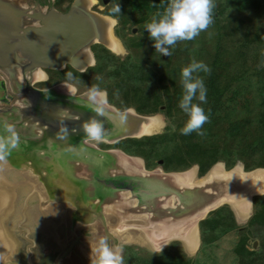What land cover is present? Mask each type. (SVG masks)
Returning a JSON list of instances; mask_svg holds the SVG:
<instances>
[{"label":"water","instance_id":"1","mask_svg":"<svg viewBox=\"0 0 264 264\" xmlns=\"http://www.w3.org/2000/svg\"><path fill=\"white\" fill-rule=\"evenodd\" d=\"M94 3L72 0L64 14L47 16L42 27L23 29L19 23L28 16L26 10L10 0H0V81L7 80L11 90L23 97V110L9 112L23 114L12 126L16 136L22 139L20 128L30 136L10 150L20 148L15 150L17 157L0 161L9 169L35 176L48 201L69 209L72 229L91 222L100 226L117 253L121 252L119 242L107 229L110 220L111 230L144 232L149 247H143L153 252L178 242L190 254L200 244L199 223L210 212L227 206L237 223L251 217L253 198L264 195V167L246 171L236 162L226 169L217 161L201 176L197 165L169 172L158 167L147 169L139 156L119 148L101 149L96 144L113 145L155 135L163 125L159 115H141L131 108L119 110L107 103L103 91L106 114L101 115L89 101L88 90L76 94L66 82L35 88L33 84L39 80L34 74H42L41 68L58 70L69 65L83 71L94 64L91 45L111 50L110 40L118 44L112 33L115 20L90 10ZM16 50L28 62H16ZM119 112L126 115L122 125ZM92 120L102 125L105 139L100 142L89 139L84 131V125ZM6 124L0 121L1 134L3 127L8 128ZM79 216L84 222L76 219ZM3 235L0 231L4 248Z\"/></svg>","mask_w":264,"mask_h":264},{"label":"rangeland","instance_id":"2","mask_svg":"<svg viewBox=\"0 0 264 264\" xmlns=\"http://www.w3.org/2000/svg\"><path fill=\"white\" fill-rule=\"evenodd\" d=\"M119 1L109 0L104 5L101 0H95L90 10L96 11L98 8L100 10L99 13L110 16L107 13L111 12L112 7ZM69 2L71 0H58L56 5L63 8ZM121 14H123L122 17L126 22L122 25L119 23L117 17L112 16L117 21V24L115 21L116 25L113 27L112 33L114 35L116 33L119 40L121 39L120 41L125 48L124 53L118 55L109 51L114 58L111 56L104 60H98L97 58L101 56L98 57L97 55L94 64L85 73L69 76L68 71H63L61 73L62 77L53 75L52 81L48 82L45 86L52 84L56 79L59 80L60 77L64 78L77 92L88 90L95 84L101 91L105 92L107 103L119 110L131 108L141 115H159L163 121V125L160 131L155 134L157 135L163 132L166 125L170 123L171 118L175 120L181 117V110L177 106L182 93L180 69L192 60L203 61L208 66L209 71L207 73L197 72L194 73V76H200L203 81L210 76H214L216 80H214L213 86L222 94V99L224 97L227 99L225 106L216 119H207L199 130L185 135L186 140L190 144H198L196 147L198 148L197 155L202 156V152L208 153L215 145H222L223 129L231 124L240 127L242 132L250 133L249 137L246 138L257 134L260 124L257 118L261 110L258 105L261 91L258 89L261 83L254 73L257 74L264 70V19L258 11L247 10L237 13L220 4L216 12V19H211V23L206 29L202 30L191 40L177 41L175 46H166L169 47V55L161 54L155 49L153 39L150 38L147 30L144 28V24L153 16H157V14L133 13L127 5ZM119 19L121 20V17ZM205 86L208 92L209 86ZM233 93H238V95L230 100L229 98H231ZM157 95L161 97L163 104L158 102ZM167 95L170 96L169 101L166 100ZM159 109H163L168 115L165 116L164 113L158 111ZM194 133H197L198 138L193 139ZM118 143H115L114 146L122 150L123 147ZM169 143H171L170 140L167 141L166 146ZM98 144H100V147L109 146L101 143ZM125 146L130 151V149L137 145L132 146L130 143H125ZM123 151L125 150L123 149ZM164 151L165 153L168 152V146ZM125 152L128 153L127 151ZM218 152L225 153L224 148L220 146ZM228 153L226 152L224 156H228L230 160L231 157ZM178 154V151L172 150L170 155L160 159L156 148L148 157L141 158L146 164L147 169L158 167L165 172H169L176 171L175 168L179 165L177 161L180 158ZM254 158L255 155L248 159L252 161ZM158 161H162L161 164H158ZM218 161L225 166V162ZM236 162H241L243 165V162L240 160H236L234 164ZM198 171L199 166L197 165V173ZM263 196L261 197L262 202L264 201V199L262 200ZM248 220L237 223L234 218L235 224L238 227L247 226ZM23 226L26 230H29L27 232L18 229L11 231V235L16 243L14 248L16 252H14V259L9 260L6 264H52L53 258L57 254V246H54L52 244L53 241H49L47 238L49 235L48 229L37 220L23 224L21 229ZM213 226L214 222L211 220V217L204 221V228L209 229L208 235L210 236L214 235L210 230ZM97 227L101 229L100 226ZM85 228V226L75 227L74 231L79 235H89ZM109 231H112L117 239L119 238V251L124 253L127 251V247L134 249V251L130 250L127 252L129 259L124 258L125 264H146L147 262L142 257L151 258L164 250H167L169 254H175L179 250L185 255L186 259L190 260L189 264H238L237 258L234 255V248L239 240V236L235 231L222 233L217 241L212 242V244L206 247H202L199 227L200 244L190 254H186L178 242H171L164 250L156 253L145 249L140 244L126 243L122 239L120 240V233L115 232L116 230H111L110 227ZM248 231L251 234L246 247L249 250H255L259 256H262L260 251L263 248L264 228L253 226L252 231L248 228L244 234L248 233ZM61 233L63 232L60 231L58 237L61 236ZM217 235L218 231L215 233V236ZM100 238H102L101 234L97 238L98 240L94 239L93 236L89 240L96 243V241L99 242ZM68 240L69 238H67V243ZM97 246L98 243L96 247L94 245L95 248L92 247V250L95 251L94 249ZM137 256H141L140 259ZM68 262L70 263V260ZM1 263H5L4 258L1 259ZM60 264H63V261ZM83 264H85L84 261Z\"/></svg>","mask_w":264,"mask_h":264},{"label":"trees","instance_id":"3","mask_svg":"<svg viewBox=\"0 0 264 264\" xmlns=\"http://www.w3.org/2000/svg\"><path fill=\"white\" fill-rule=\"evenodd\" d=\"M213 7L211 10V17L212 19H216V12L220 4L223 6L231 9L234 12L242 13L247 10H255L258 11L261 17L264 19V0H212ZM167 4V0H120L118 2L119 5V13L108 12L110 16L117 17L119 23L123 25L124 18L121 14L122 10L126 8V5L133 13H154L159 14L163 11ZM121 17V20L119 19ZM100 55L97 58L98 60L108 59V57H113L107 50L104 48L100 49ZM100 62V61H99ZM98 62V63H99ZM257 77L258 81L261 83V86L258 90L261 91L259 95V116L257 121L260 123L257 134L253 135L250 138V133L242 132L240 127L227 126L223 129L222 135L223 144H218L213 147L210 152H202V156L197 155L196 148L198 144H190L189 141L186 140L185 135L181 134L179 129L183 126L187 116L184 112H181V117L176 118L173 120L170 119V123L166 125L163 132L157 135L142 137L139 139H124L118 144L123 147L125 151H127L131 155L140 156L142 158L148 157L150 153H153L157 148V155L160 156L159 158L162 159L171 154L172 150L178 151L179 160L177 163L179 164L176 167V171L184 170L190 167L192 164H197L199 166L198 175H203L209 167L218 160L225 162V167L228 169L233 166L236 160H240L243 162L244 170H251L256 167H264V70L258 72L257 74L254 73ZM215 77L210 76L209 78L205 79V85L209 86V91L206 93V103L202 105L204 108L205 113L209 118H217L222 108L226 104V97L222 99V94L213 86ZM103 89V88H101ZM179 95V94H178ZM238 93H233L231 95L230 100L234 99ZM170 96L167 95L166 100L169 101ZM157 100L160 104H163V100L159 95H157ZM244 102V98H243ZM161 113H164L165 116L168 115L163 109L158 110ZM168 117V116H167ZM180 120V121H178ZM173 125L175 126L173 128ZM252 133V132H251ZM198 138L197 133H194L193 139ZM213 140H217L211 138ZM229 139V140H227ZM170 140L168 146V152L165 153V148L167 149L166 143ZM233 140V141H231ZM125 143H130L132 146L137 145L128 150V147L125 146ZM157 143V145H156ZM195 143V142H194ZM223 147L224 152H218L219 148ZM164 148V149H163ZM191 149V151H190ZM226 152H229L231 159L229 160L228 156H224ZM165 153V154H164ZM194 153V155H192ZM221 153V154H220ZM163 155V156H162ZM255 155V158L251 161L248 158ZM251 162H249V161ZM262 196L254 197L253 198V214L249 218L247 222V226L245 227H238L235 224L234 217L232 212L229 210L227 206H222L215 211L210 212L206 218L199 223L200 227V235H201V245L202 247H206L207 245L212 244V242L217 241L222 233L235 231L238 233L239 240L234 248V255L237 258L238 264H263L264 263V242H262V250L260 253L262 256H259L255 250H249L246 247V243L250 240L251 232L244 234L246 229L250 228L252 231L253 226H260L264 228V201H261ZM264 199V196L262 200ZM217 216V217H212ZM211 217V220L214 222V226L210 228L211 232L214 233L213 236L208 235L209 229L204 228V221L207 218ZM225 220V223H224ZM218 231V235L215 236V233ZM261 246V247H262ZM127 252L133 250V248H126ZM138 257V256H137ZM141 256L138 258L140 259ZM125 259H129V254H127ZM157 258V261H156ZM161 258V259H159ZM260 260H259V259ZM142 259L147 262L146 264H189V259L185 258V255L180 252L179 250L175 254H169L167 250L162 251L161 253L152 256L151 258H144ZM126 263V262H125Z\"/></svg>","mask_w":264,"mask_h":264},{"label":"clouds","instance_id":"4","mask_svg":"<svg viewBox=\"0 0 264 264\" xmlns=\"http://www.w3.org/2000/svg\"><path fill=\"white\" fill-rule=\"evenodd\" d=\"M73 6L75 7V4ZM212 7V0H167L163 11L150 18L144 24V28L153 39L155 49L161 54L169 55L170 50L166 46H175L177 41L191 40L207 28L212 19ZM111 12H120L118 3L112 7ZM208 71V66L203 61L197 60L190 61L180 69L182 93L177 106L187 116L183 126L179 129L183 135L199 130L208 119L202 107L206 103L207 89L203 79L200 76H194V73H207ZM68 75L71 76V73ZM87 96L97 113L106 114L102 99L104 93L97 85L93 84L88 89ZM117 116L122 125L126 115L119 112ZM7 131L11 133L10 137L0 138V159L6 158L10 150L17 146V136L11 125L8 126ZM84 131L91 140L100 142L105 139L102 134V125L95 120L86 123ZM91 264H124V258L112 250L106 237H102L96 248V258L91 261Z\"/></svg>","mask_w":264,"mask_h":264},{"label":"flooded vegetation","instance_id":"5","mask_svg":"<svg viewBox=\"0 0 264 264\" xmlns=\"http://www.w3.org/2000/svg\"><path fill=\"white\" fill-rule=\"evenodd\" d=\"M10 1L11 2H14L15 5H18V6L24 8L26 10V14L28 16L25 18V20L24 19H21V21L19 23L20 26H21V28H23V29L26 28V27H38V28L39 27H42L43 24H44V21L47 20V18H46L47 16H49V15L50 16L51 15L54 16L56 13L64 14L68 10V7H69L70 3L72 2V0H71V2H69L65 7L60 8V7H58V5H56L57 2H58V0H10ZM101 2L103 3L102 0H101ZM106 4H104V5H106ZM99 11L100 10H98V8H97L96 9V12L99 13ZM111 18H113V17L111 16ZM25 21L28 24L27 23H24ZM116 24H117V21H116ZM16 30H17V27H16ZM114 37L119 42L118 43V46H120L119 47L120 48V50H119L120 53H117V52H114V51H111V50H107L106 48H104L103 46H101L99 44L91 45L89 47V50L92 53L94 62H95V60L97 58V55L98 56L100 55V52L99 51H100L101 48H104L108 52L111 51L114 54L117 53L118 55L119 54L121 55L122 53H124L125 48H124L123 43L120 41L121 39L119 40V38L117 37L116 33H115ZM13 42H17V39L13 40ZM16 53L18 55V56H16L17 57L16 58V62H19V63H26V62H28V58L20 55L17 50H16ZM88 62H89L88 59L85 58V63H88ZM90 68L87 67L83 71H79L77 69H74V68H72L69 65H65L63 68L58 69V70L41 68V70H39V71H42L41 72L42 74H40L39 72H37V73L34 74L35 77L36 76H39V78H36L39 81L38 82H34L33 86L35 88L44 89V88H48V87H50L52 85H55V84H58V83H61V82H66L67 83V81L64 78H61L62 77L61 73L63 71H68L69 73H71V75L74 76V74H77V73H85ZM53 75H55V76H61V77H60L59 80L56 79V81L53 82L52 84H50V85L48 84L47 86H45L48 82L52 81V79L54 77ZM10 87L11 86H10V84L7 81H5V82L0 81V121H2L3 124H4V122H6L7 123L6 124L7 126H9V125L13 126V124L16 123L15 121L17 120V117L18 116L21 117L23 115V114H21V112L20 113H17L18 115L17 114L16 115H13V114H11L9 112V111L16 112V111H19V110L20 111L23 110V106H22V103H21L23 97L16 95V93L13 92ZM81 92H83V91H81ZM81 92H77L76 89H75V93L76 94L81 93ZM4 118H5V120H4ZM10 122H12V123H10ZM7 129L8 128H6V127L5 128L3 127L1 129L2 134L0 133V138H4L3 137L4 134H7V135L9 134V132L7 131ZM21 130H22V128H20L19 135L22 136V139L19 138V137H17V141H19V143H22L23 144L24 143V140L23 139H25L26 142H27V140L30 139L29 138L30 136L29 135L26 136L25 134H27V132L24 133V131L22 130V132H21ZM23 135H25V136H23ZM8 137H10V136H8ZM96 145L99 148H101V149L116 148L114 146L115 144L109 145V146H106V147H100L99 146L100 144H96ZM15 150L20 151V148L19 149H14V152H12V151L9 152L8 156L11 157V158L17 157L16 155H18L17 154L18 152H15ZM122 151H123V149H122ZM144 165L146 167V164L145 163H144ZM59 209H61V206L59 207ZM56 210H58L57 207H55V208H53L51 210L49 209V211L50 212H53V213H50V215H47L46 217H53V218H55L57 216L56 215L57 214L56 213ZM81 218L82 217L79 216L76 219H78L81 222L82 221L84 222V220H82L84 217L82 219ZM104 218H105V220L108 219L107 216H105ZM85 219H86V217H85ZM89 219H92V218L89 217ZM69 223L70 222H68V224L66 226L67 229H65L66 230L65 231L66 233L65 234H64V232L61 233V236L58 238V240H57V238H56V240H55V238H52L51 235H48L47 236V238L49 239V241L50 240L53 241L52 244L54 246L55 245L57 246V254H56L55 258H53V263L52 264H60L62 261H63V264H71V262H72V264H83V261L85 262V264H91V261L96 258V249H94L95 251H93L92 250V247H94V245L96 247V245L98 243V241H96V243H93L92 240H89V238L92 237V235H93V233L91 232V229H90V225L91 224L90 225H85V227H86L85 229H86V231H88L89 235H79V234L76 233V231H74L75 230L74 228L72 229V227L69 225ZM100 234L103 237L102 230L100 231ZM123 234H125V233H123ZM123 234L120 233L119 235L122 236ZM99 237H100V235H99ZM67 238H69L68 243L66 242L67 241ZM141 241L144 244L143 246L147 247V244H145L142 239H141ZM109 246L113 249V243H112L111 240L109 241ZM14 248H15V244H14ZM14 251L16 252V250H14ZM113 251H115V250L113 249ZM133 251H134V249H133ZM125 252L123 253L121 251V253H120V255L123 258L128 254L127 251H125ZM14 257H15V254L9 260L14 259ZM68 260H70V263L68 262ZM8 261L6 260V263ZM9 263H11V262H9Z\"/></svg>","mask_w":264,"mask_h":264},{"label":"bare ground","instance_id":"6","mask_svg":"<svg viewBox=\"0 0 264 264\" xmlns=\"http://www.w3.org/2000/svg\"><path fill=\"white\" fill-rule=\"evenodd\" d=\"M112 41L113 40H110V43L108 44L111 51L120 53V46H118L115 41ZM36 78H39V76H36ZM153 127L152 129H154ZM156 127L157 126H155V128ZM0 182V207L2 206L3 210L0 213V231L2 232V235L4 234L3 236L5 238V247L3 248L4 241L0 245L2 246L0 250V262L2 259L1 257L5 260L4 264H6V260L8 261L13 257L14 250H16L14 249V244L16 245V243L11 235V231L18 227L21 228L23 224L37 220L48 229L49 235H51L52 238H55V240L56 238L58 240V234L60 231L64 232V234L66 233L65 229H67L66 226L69 222L70 216L69 209L66 206L54 202V200L53 202L48 201L46 199V194L43 192L44 189L37 182L35 176L27 173L22 174L16 170L9 169L0 161ZM60 206L61 209H59ZM55 207L58 208V210H56L57 214L55 213L57 216L55 218L46 217L47 215H50V213H53L50 212L49 209L51 210ZM235 213L237 215V212ZM110 223L108 224L109 226ZM90 224V229L93 233L92 236L97 240L101 230L93 222ZM11 225H14L13 228ZM22 229L26 230L24 226ZM107 229L109 230L108 226ZM115 232L122 234L125 233L120 237V240L122 239V241L126 243L140 244L143 246L142 239L144 243L147 244L144 237L146 234L141 230L131 228L126 230H116ZM113 235L115 236V234ZM147 246L149 247V244H147Z\"/></svg>","mask_w":264,"mask_h":264}]
</instances>
